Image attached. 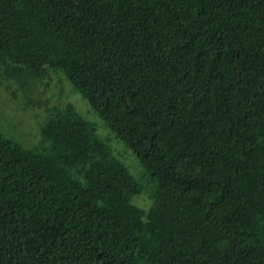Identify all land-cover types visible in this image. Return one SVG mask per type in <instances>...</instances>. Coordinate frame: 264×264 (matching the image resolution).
I'll return each mask as SVG.
<instances>
[{
	"label": "trees",
	"instance_id": "trees-1",
	"mask_svg": "<svg viewBox=\"0 0 264 264\" xmlns=\"http://www.w3.org/2000/svg\"><path fill=\"white\" fill-rule=\"evenodd\" d=\"M8 66L62 73L152 206L97 139L75 177L0 133V264H264V0H0Z\"/></svg>",
	"mask_w": 264,
	"mask_h": 264
},
{
	"label": "rangeland",
	"instance_id": "rangeland-1",
	"mask_svg": "<svg viewBox=\"0 0 264 264\" xmlns=\"http://www.w3.org/2000/svg\"><path fill=\"white\" fill-rule=\"evenodd\" d=\"M1 77L0 133L5 138L24 149L40 147V152L75 177L84 170L87 158L107 161L100 147L90 145L97 139L139 184L141 192L130 202L144 210L152 206V182L146 171L62 73L53 70L47 78L34 81L23 79L15 67L8 66ZM69 120L78 124L72 125ZM47 127L52 139L42 144Z\"/></svg>",
	"mask_w": 264,
	"mask_h": 264
}]
</instances>
